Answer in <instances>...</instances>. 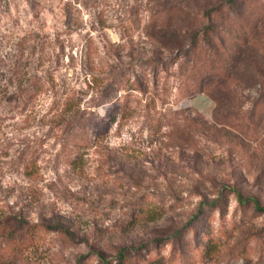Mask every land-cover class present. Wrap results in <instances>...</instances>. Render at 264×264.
Masks as SVG:
<instances>
[{
    "label": "rangeland",
    "instance_id": "1",
    "mask_svg": "<svg viewBox=\"0 0 264 264\" xmlns=\"http://www.w3.org/2000/svg\"><path fill=\"white\" fill-rule=\"evenodd\" d=\"M217 1L0 0V264H264L234 193L264 200L263 0L212 16L239 42L262 20L236 113L185 95L178 47Z\"/></svg>",
    "mask_w": 264,
    "mask_h": 264
},
{
    "label": "trees",
    "instance_id": "2",
    "mask_svg": "<svg viewBox=\"0 0 264 264\" xmlns=\"http://www.w3.org/2000/svg\"><path fill=\"white\" fill-rule=\"evenodd\" d=\"M250 4L247 2V8L250 7ZM241 5L242 3L238 4V0H219L209 6L206 5L202 11L193 15L192 25L197 26V28L192 31H185L183 34L184 46L178 47L179 55H183L188 66L190 84L185 89V95L207 93L212 96L216 101V116L218 114L220 116L223 109L227 111L228 108L231 109V101L237 92L235 83L239 79L238 76L234 75V71L240 61L242 47L248 44V37L250 34L253 35L262 20L258 19L252 22L250 26H243L247 20L240 18L241 23H239L238 28L241 31L242 41L239 42L232 40L236 28L233 22H220L219 25L222 27L219 28L214 25L212 16L219 14V18H221L224 15L223 9H226L233 11L232 16L226 15V18L241 17L238 8ZM243 5H246L245 1ZM226 33L229 37L231 36L230 45L225 39ZM212 34L217 35V42L211 40ZM256 74L254 80L258 86H264V72L261 73L260 71L259 73L257 71ZM247 80L249 79L245 81ZM234 113L236 111L233 109L229 112L231 115ZM234 193L239 205L249 206L259 213H264V200L260 196L242 195L239 190H234ZM215 201V199L212 200L209 205H215L217 203ZM202 202H206V200ZM200 211L199 208L197 212ZM151 215L153 218L154 214Z\"/></svg>",
    "mask_w": 264,
    "mask_h": 264
},
{
    "label": "crops",
    "instance_id": "3",
    "mask_svg": "<svg viewBox=\"0 0 264 264\" xmlns=\"http://www.w3.org/2000/svg\"><path fill=\"white\" fill-rule=\"evenodd\" d=\"M202 94V93H201ZM201 94H199V95H201ZM198 99H201L200 97H198Z\"/></svg>",
    "mask_w": 264,
    "mask_h": 264
}]
</instances>
